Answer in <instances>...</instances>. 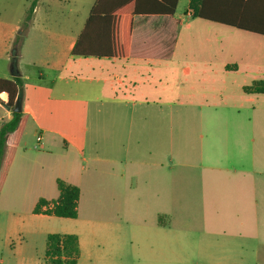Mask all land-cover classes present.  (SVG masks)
<instances>
[{
  "label": "crops",
  "instance_id": "crops-1",
  "mask_svg": "<svg viewBox=\"0 0 264 264\" xmlns=\"http://www.w3.org/2000/svg\"><path fill=\"white\" fill-rule=\"evenodd\" d=\"M22 1L0 0V79L13 80L18 72L23 81L22 111L28 116L0 192V210L25 205L33 216L48 217L34 215L33 210L40 199L59 198L57 180H62L81 190L78 217L73 219L77 222L69 234L79 239V260L87 251L91 263L115 264V249H120L121 263L128 246H133L128 225L133 224V209L139 203L155 210L152 220L158 226H166L167 220H209V248H216L214 255L221 264L264 262V110L250 107L229 115L228 108L209 107V124L200 123L205 133L176 137L170 123L171 136L166 137L164 107L150 103V81L134 73L133 62L172 58H74L72 50L97 0L82 1L87 6L79 29L48 24L45 0H35L25 27ZM170 27L168 17L136 16L131 43ZM31 31L49 34L50 42H40L41 52L30 58L28 69H22L21 38ZM82 63H91L90 68L100 72L95 87L79 80L77 67ZM40 64L48 73L30 71ZM0 98L1 127L13 111L4 106L9 95L1 93ZM150 110L157 119L150 120ZM135 114L140 120L135 121ZM29 127L43 150L27 142ZM85 192L94 198L108 194L115 217H83ZM31 232L39 233L36 228ZM156 238L164 243L163 234L156 233ZM163 243L161 250L158 244L157 259L164 257Z\"/></svg>",
  "mask_w": 264,
  "mask_h": 264
},
{
  "label": "rangeland",
  "instance_id": "rangeland-1",
  "mask_svg": "<svg viewBox=\"0 0 264 264\" xmlns=\"http://www.w3.org/2000/svg\"><path fill=\"white\" fill-rule=\"evenodd\" d=\"M82 1L45 0L49 5L47 11H50L47 16L48 24L79 29L83 8L87 6ZM34 2L35 0L22 1L25 27L28 26L26 19H30ZM189 3L190 0H179L175 17L181 22V28L172 60L133 62L134 73L150 81V103L156 101L164 107L166 137L171 136L170 123L175 125L172 133L176 137L195 138L200 131L205 133L201 130L200 123L203 121V125L209 124V107L228 108L232 111L229 115L235 113L233 110L236 109L243 111L256 107L264 110V94L245 92L246 88L264 81V36L193 18ZM21 41L23 44L20 48L21 56L18 57L19 66L28 69L30 58L38 56L42 50L39 49L40 42L49 43L50 35L31 31L25 33ZM14 53L15 50H11L10 55ZM94 62L96 61H91L92 64ZM91 63H82L77 68L81 73V83L95 87L101 74L90 68ZM30 71L48 73L41 64L30 68ZM135 90L139 94L140 89ZM92 100L95 101L96 98L93 97ZM94 107L92 105V110ZM205 115L206 119L203 118ZM149 117L151 121L157 119L152 110ZM134 119L140 120V115L135 114ZM28 130L27 142L39 149L40 144H36V138L32 135L33 127ZM262 133L264 136V130ZM154 211L152 207H144L139 203L134 207L133 224L128 225V230L133 229V246H128L127 256L121 263L118 258L120 249H115V264H221L220 257L214 255L216 248H209V220H171V223L167 220L166 226H158L157 220H152ZM81 214L94 220H112L115 217L108 194L105 193L94 198V194L85 192ZM187 221L191 223L190 229L186 228L190 225ZM76 222L77 220L53 216L35 217L25 205L13 210H0V264H46L48 236L70 234ZM32 228L38 229L39 233H32ZM158 232L164 235V243L161 240L158 243L157 238L154 239ZM212 235L211 232L210 241L214 240ZM162 243L164 257L157 259L158 244L161 250ZM261 250L264 252V246ZM78 264L95 262L88 260L86 251Z\"/></svg>",
  "mask_w": 264,
  "mask_h": 264
},
{
  "label": "trees",
  "instance_id": "trees-1",
  "mask_svg": "<svg viewBox=\"0 0 264 264\" xmlns=\"http://www.w3.org/2000/svg\"><path fill=\"white\" fill-rule=\"evenodd\" d=\"M178 4L179 0H97L71 55L74 58L169 60L181 28L180 22L173 19ZM189 9L193 18L264 36V0H190ZM136 16L168 17L172 27L132 45ZM245 92L264 94V81L246 88ZM1 93L9 95L7 105L15 108L17 101H22L23 97L22 79H0ZM27 122L28 116L23 111L13 112L12 118L0 127V192ZM57 188L59 198L51 201L40 199L33 214L76 219L81 190L62 180H57ZM80 255L77 236H48L46 264H77Z\"/></svg>",
  "mask_w": 264,
  "mask_h": 264
},
{
  "label": "water",
  "instance_id": "water-1",
  "mask_svg": "<svg viewBox=\"0 0 264 264\" xmlns=\"http://www.w3.org/2000/svg\"><path fill=\"white\" fill-rule=\"evenodd\" d=\"M16 59L14 58V63H13V66H14V68H16ZM13 76H15V77H19V74H18V72H14V74H13ZM5 106V108H7L9 111H13V112H21L22 111V102H21V100H18L17 101V104H16V106H15V108H12L11 106H8V105H4Z\"/></svg>",
  "mask_w": 264,
  "mask_h": 264
},
{
  "label": "built area",
  "instance_id": "built-area-1",
  "mask_svg": "<svg viewBox=\"0 0 264 264\" xmlns=\"http://www.w3.org/2000/svg\"><path fill=\"white\" fill-rule=\"evenodd\" d=\"M0 100H2V99L0 98ZM38 141L40 142V141H41V139H40V138H38Z\"/></svg>",
  "mask_w": 264,
  "mask_h": 264
}]
</instances>
